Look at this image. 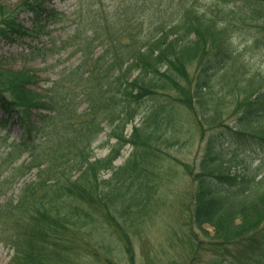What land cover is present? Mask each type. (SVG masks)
<instances>
[{
	"label": "trees",
	"instance_id": "trees-1",
	"mask_svg": "<svg viewBox=\"0 0 264 264\" xmlns=\"http://www.w3.org/2000/svg\"><path fill=\"white\" fill-rule=\"evenodd\" d=\"M6 1L0 0V40L25 44L20 54L26 57L67 49L77 55L39 89L33 70L0 65V126L10 120L20 130L16 139L10 128L0 129V198L34 175L16 199L0 203V242L13 251L9 263L139 264L130 235L153 192L149 166L158 146L172 145L165 134L177 101L201 126L219 123L231 140L261 153L252 170L246 165L236 177L226 175L212 167L227 147L208 136L188 210L186 264L200 262L203 250L211 254L208 264H264V75L248 71L244 58L263 49L264 0H77L64 38L46 28L66 17L55 0ZM253 21L262 32L238 50L232 22ZM43 35L48 45L39 40ZM223 110L237 114L232 127L218 122ZM141 114L126 138L125 128ZM105 127L118 146L98 159L92 145ZM127 143L133 152L114 165ZM96 210L120 230L124 257L112 259L104 237H92L102 231L93 226Z\"/></svg>",
	"mask_w": 264,
	"mask_h": 264
},
{
	"label": "rangeland",
	"instance_id": "rangeland-1",
	"mask_svg": "<svg viewBox=\"0 0 264 264\" xmlns=\"http://www.w3.org/2000/svg\"><path fill=\"white\" fill-rule=\"evenodd\" d=\"M8 5H13L16 0H8L5 2ZM55 8L62 11L66 15L65 19L60 20L54 24L47 26L50 29V36L54 38H64L68 35L72 29L70 20L73 19L75 9L77 6V0H55ZM74 13L72 14V12ZM22 20L27 27H30V21L27 14L22 15ZM230 30L232 33L233 41L238 50H243L244 43L252 35L259 36L261 31V22L253 21L247 23L232 22ZM236 23V24H235ZM250 36V37H249ZM41 41H46V45L49 44L48 36L43 35L40 37ZM23 41H28L24 39ZM56 45L58 41H55ZM27 46L21 43H7L0 40V65L11 69H20L22 67L33 70L40 81L38 83L39 88L47 87L51 81L56 77L57 71L63 66L74 64L77 61V55L69 56L70 50L61 51L59 55H51L41 59L40 57H26L21 55V51H25ZM260 55L244 54L246 66L248 71L260 70L264 75V45L260 51ZM196 72L195 67L189 69L188 74L194 76ZM264 83V79L262 80ZM264 85V84H263ZM158 98V97H157ZM160 104H168L167 99L159 97ZM153 101H148L151 105ZM155 103V102H154ZM171 104V103H170ZM221 110V107H220ZM171 111L172 124L169 126L166 137L172 142V145L168 147V141L158 146V159L155 160V165H150L149 168L152 172L151 184L152 195L149 203L139 214L142 215V219L135 223L134 231L130 235V240L133 245L134 255L136 261L139 264H186L188 260V254L190 252V244L187 238L188 226L187 216L188 210L192 205V191L194 190V177L197 173H200L201 159L205 155L206 140L212 135H215V142L217 144L226 145L225 152H222V156L219 161L212 167L215 171H223L226 175L237 176L240 172H243L244 166H248V170H252V167L258 163V157L261 153L255 154L251 150L249 144L240 143L237 140H231L225 134V128L223 125L217 123V126L208 125L205 121L198 124L194 113L177 101L173 104ZM218 117V122L224 119L223 123L229 126L235 124L237 120L236 115L227 116L223 110ZM6 117V116H4ZM143 114L138 116L136 120L130 123L124 131V135L128 138L133 126H139L142 122ZM2 118V112L0 111V121ZM14 120V116H12ZM4 127L0 126L2 131L11 129V135L13 138L20 136V130L16 125H13V121L3 122ZM110 129L107 127L100 133L98 138L94 141L92 147L94 148L95 156L99 158L106 157L111 148L117 147L116 139L109 137ZM209 136V137H208ZM165 137V139H166ZM136 146V145H135ZM134 150L132 144H126L120 149V155L115 160L114 165L121 166L124 161L127 160ZM109 173L105 174L108 177ZM34 175L30 174L22 178L18 184L7 193V196L0 198V203H4L5 198H17L24 182L33 179ZM106 214L101 210H96L93 216L94 227L103 231L93 233L92 237L97 238L103 236L105 241L109 243L112 250L108 253L109 257L114 260H118L123 256V250L121 249L122 240L120 238V230L116 232L115 226L104 218ZM118 224L120 220H115ZM208 235H211L210 229L204 227ZM8 231H5L7 233ZM197 235L199 234L203 241H206L205 237L208 236L201 233L199 229H196ZM91 236V235H90ZM200 262L195 264H208L211 258L210 252H200ZM13 251L8 246L0 242V264H10ZM212 259V258H211ZM103 261V260H102ZM119 264H128L127 261L119 262Z\"/></svg>",
	"mask_w": 264,
	"mask_h": 264
}]
</instances>
